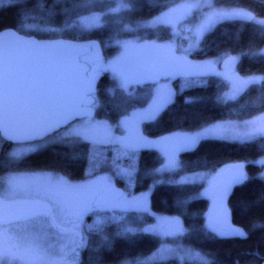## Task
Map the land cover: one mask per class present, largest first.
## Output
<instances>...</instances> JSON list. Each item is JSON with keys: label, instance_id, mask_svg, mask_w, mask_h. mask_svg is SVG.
Listing matches in <instances>:
<instances>
[{"label": "snow or ice", "instance_id": "6c2138e0", "mask_svg": "<svg viewBox=\"0 0 264 264\" xmlns=\"http://www.w3.org/2000/svg\"><path fill=\"white\" fill-rule=\"evenodd\" d=\"M137 2L55 0L57 7L54 11L46 7V0H22L30 6L25 19L33 22H22L18 27L0 30V264H79V250L86 246L83 221L90 213H111V216L98 215L94 224L87 226L89 232L97 234L103 232L106 222H111L119 226L115 235L121 237L142 233L162 241H182L183 237L194 232H206L221 239L247 237L243 228L227 222L225 202L234 187L250 180L245 171L248 161L229 163L219 170L208 172L189 170L191 174L177 182L182 186L207 182L209 188L205 189V194L209 191L213 193L212 207L199 229L185 228L180 215L155 216L150 208L149 193L135 195L121 191L113 184L112 176H95L102 164L107 163L98 151L105 145L115 149L111 159L114 175L131 186L137 177L136 155L141 149L156 148L162 153L163 163L152 170L153 174H160L183 170L179 154L195 150L202 141L244 143L264 136V127H258L255 121H245L242 125L206 122V126L173 131L150 139L142 132L141 126L155 120L171 97L170 92L162 94L159 89L152 103L126 116L116 126L94 119L95 79L100 73L111 71L118 87L127 91L131 77L123 61L131 49L145 53L140 69L151 77L163 74L194 79L223 75L229 91L217 97L218 102H227L253 86H258L264 93V73L236 74L234 68L240 56L223 52L214 60L200 63L188 59L190 50L197 46L200 38L216 24L225 21L259 25L258 37L264 43V19H257L250 11L239 7L216 8L210 2L196 0L138 22L135 28L128 27L121 19L118 21L123 25L121 31L159 27L175 30L195 10L208 9L195 29H186L193 33L194 42L181 54H177L181 50L171 43H158L142 36L134 40L122 39L117 32L111 40L122 50L121 54L105 62L100 44L88 39L89 35L104 27L110 18H123L131 13ZM5 4L11 5L12 0H0V6ZM45 35L59 38H41ZM252 47L256 50L253 51ZM252 47L240 55L264 58V48L255 44ZM221 61L225 69L223 73L217 71ZM74 120L79 123L73 126L70 135L77 142L92 145L88 154V175L94 179L73 183L64 176L22 169L29 155L41 146L38 141H44L56 129ZM117 131L121 133L119 136ZM258 163L264 166V159ZM260 179L264 181V175ZM177 203L186 201L178 200ZM249 207L264 210V187ZM117 212L123 215H117ZM128 213L139 217L154 216L155 223L135 228L127 226L125 220ZM53 238L63 243L57 246L52 242ZM101 243L109 244L108 237L102 236ZM175 257L184 264L189 261L193 264L197 261L199 264H213L182 242L175 246L161 243L151 256L124 259L120 264H165ZM259 258L264 260V256Z\"/></svg>", "mask_w": 264, "mask_h": 264}, {"label": "trees", "instance_id": "16d2710c", "mask_svg": "<svg viewBox=\"0 0 264 264\" xmlns=\"http://www.w3.org/2000/svg\"><path fill=\"white\" fill-rule=\"evenodd\" d=\"M184 0H138L134 10L121 18H110L104 27L92 32L88 39L100 44V53L104 60H111L117 52L110 45L111 37L117 32L121 37L128 36L129 31H121L123 23L136 26L138 22L149 19L166 7ZM214 7H239L250 11L257 19H264V0H210ZM46 7L56 9L55 0H46ZM30 6L22 0H12V4L0 6V30L7 27H18L20 23H31L25 19ZM259 25L252 22L225 21L216 24L200 38L198 46L191 49L188 58L196 60H214L223 52L233 56H240L235 65L238 74L248 76L264 73V58L240 55L247 53L254 44L264 48L258 37ZM138 35L149 40L165 41L172 33L165 27L137 31ZM23 34V33H21ZM41 38H59L55 35H45ZM67 38V37H65ZM183 49H187L186 46ZM255 51L256 48L252 47ZM172 99L160 111L157 118L141 126L142 132L149 138H157L169 132L206 126V122L215 121H243L264 115V93L258 86L250 87L234 99L227 102L217 100L226 89L222 79L213 75L194 79H174ZM112 81L105 74L97 84L95 94V117L115 122L128 111L143 107L147 98H130L119 89H112ZM113 91H109V90ZM146 91V87L139 89ZM143 92V93H144ZM92 145L75 138L63 139L48 143L29 155L22 165L23 170L37 172H51L78 181L89 178L90 168L88 154ZM111 146H102L98 151L107 163L102 164L95 173H102L111 164ZM264 157V136H258L251 141L241 143L231 140L202 141L195 150L181 152L179 159L182 169L177 172L153 174L152 170L162 164L161 155L150 149H142L136 155L138 173L131 191L134 193L145 191L153 183L149 193V204L152 212L165 215H180L187 229H199L207 216L209 199L204 196L203 184L180 185L177 177L191 174V171L208 172L219 170L229 163L244 162L245 171L250 177L242 186H236L226 200L230 224L243 228L246 238H217L206 232H194L177 243L191 247L200 252L213 264H261L260 256H264V210L260 207L250 208L249 203L258 198L264 181L260 179L263 166L251 163ZM191 170V171H189ZM175 178V180H174ZM156 182V180H161ZM171 180V181H167ZM115 185L125 191L123 180L118 179ZM186 201L179 204L177 201ZM102 216H109L108 213ZM127 219L133 225L149 224L153 222L151 216L137 220L132 215ZM91 216H87L90 220ZM118 226L106 222L103 232L85 233L86 246L81 248L79 264H120L124 259L137 256L147 257L154 252L161 243V239L151 235L137 233L121 237L116 236ZM107 236L109 244H102L101 237ZM172 243H175L173 241ZM165 264H184L175 259L167 260ZM193 264V262L187 263ZM199 264V262H195Z\"/></svg>", "mask_w": 264, "mask_h": 264}, {"label": "rangeland", "instance_id": "374dc122", "mask_svg": "<svg viewBox=\"0 0 264 264\" xmlns=\"http://www.w3.org/2000/svg\"><path fill=\"white\" fill-rule=\"evenodd\" d=\"M194 2H196V0H184V1H180V2L174 3V4L166 7L162 11H166L169 8L176 7V6L180 5V4L194 3ZM200 2L201 3H207V2H210L211 3L210 0H200ZM216 8H223V7H216ZM162 11H160V12H162ZM207 11H208V9L195 10L185 20L184 24L181 25L179 28H177L175 30H173L170 27H165V28H167L172 33V36L169 39L165 40V41H162V40H159V41L156 40V41L158 43H171V44H173L175 47H177L178 49L181 50L180 52H177V53L181 54V52L183 51V47L184 46H186V48H188L189 44L194 42L193 33L190 32V31H187L186 29H189V28L195 29L198 26V24L201 22V19H202V16L204 15V13H206ZM159 13L156 14V15H159ZM153 17H151V18H153ZM151 18H149V19H151ZM114 19H118V16H116ZM128 27L135 28L136 26L128 25ZM128 33H130V34H128V36L121 37V38L122 39L134 40L137 36H140V35H138L137 31H131V32H128ZM110 45L112 47H114L115 49H117L116 50L117 52L115 53L114 57L111 59V60H113L114 58L120 56L122 50L119 47H117L113 43V41H111ZM196 47H194V48H196ZM194 48H192V49H194ZM137 52L139 53L141 51H139L137 49H131L128 52V54H135ZM144 56H145V53L142 52V55L140 57L136 58V59L126 57L125 60L123 61V64L125 66V69L129 72L130 77H131L130 83H129L128 88H127V91H125V90H123V89H121V88L118 87L117 81L114 79L113 73L111 71H105V74L108 76L109 80L112 81V84H113V87H114L112 89H116L117 88L120 91H122L125 94H127V96L130 97V98H140V97L146 96L147 100H146L145 104L143 105V107L136 108V109H133V110L128 111L125 115H122L121 118H119L115 122H110V121H108L106 119L94 117V119L96 121H98V122H106L109 125L116 126L126 116H131V114L134 111H140L143 108H146L150 103H152L153 97L157 94V90L158 89L160 90V92L162 94H167V93L170 92L171 93V97H170L169 101L172 99L173 91H174V86H173L174 79L171 78V77H169V78L151 77V76H148L146 74H143L141 72L140 66H141V62H142ZM107 61H109V60H105V62H107ZM234 70H235L236 74H238L235 68H234ZM217 71L218 72H221V73L224 72V70H217ZM238 75H240V74H238ZM213 76H214V78L222 79L224 81V83L226 84V89H225V91L221 95V97H222L225 92H228L229 91L227 82L225 81L223 75H213ZM240 76H243V75H240ZM137 81H139V82H137ZM143 86L146 87V91L145 92L143 91L144 93L142 91L141 92L139 91V89L141 87H143ZM112 89L109 90V91L110 92L113 91ZM237 96H235V97H237ZM169 101H168V103H169ZM96 105L97 104L95 103V107L94 108H96ZM245 121H255L256 122V125L258 127H264V115H260V116L253 117V118H250V119H247V120H243V121H215V122H212V123L241 124L242 125ZM78 123H79V121L76 120V121L72 122L71 124H69L68 126H66L65 128L60 129L56 133H54L52 135H49L48 137H46V139L44 141H38L37 143H39L41 145L39 148H41L42 146H44V145H46L48 143H51V142L60 141V140L63 141V139L74 138L73 136L70 135V132H71V129L73 128V126L76 125V124H78ZM179 131H185V130H179ZM120 134L121 133L119 131L116 132V135L119 136ZM150 139H156V138H150ZM105 146H111V145H105ZM39 148H37V149H39ZM110 150L112 151V155H111V158H112V156L115 155V149L113 148V146H111V149ZM150 150H154V151L158 152L161 155V157H162V153L158 149L152 148ZM261 159H264V157L258 158V159L254 160V161H257V163H258V161H260ZM125 163H127V161H125ZM162 163H163V157H162ZM108 166L109 167L107 169H105L102 173L97 174L96 177L104 176V175H110V176H112V178H113V184L115 185V181L118 180V179H120V178L119 177H116L114 175V173H113V171L111 169V164L108 165ZM37 172L50 173V174H53V175H56V176H60L58 174H54V173H51V172H44V171H37ZM185 175H190V174H185ZM262 175H264V166H263V170H262ZM182 177L183 176L177 177L176 181H180ZM94 178L95 177H89V178H86V179H83V180H78V181L71 180V181L73 183H83V182H86L89 179H94ZM162 180L163 179L158 180V181L161 182ZM174 180H175V178H174ZM167 181L169 182L171 180H167ZM123 182H124V185L126 186L125 187V191L131 192V193H133L135 195H140L141 193H145V192L150 193L151 188L153 187V183H152L147 190L142 191V192H138V193H134V192L131 191L133 185L129 186L124 180H123ZM156 182H157V180H156ZM203 186H204V190L209 188V185H208L207 182H204L203 183ZM210 192L211 191H209L207 194L204 193V196H206L209 199V201H210L209 202V207H210L211 202H212V197L210 195ZM152 213L155 216H172V215H165V214L155 213V212H152ZM207 213H208V211H207ZM103 214L105 215L106 213H98V214H95V215L92 214V213H90V214L87 215V216H91L90 220H87V216L84 217V221H83L84 226L82 228V231H83L84 236H85V233L88 231L87 226L94 224V222L98 218V215L99 216H102ZM116 214L117 215H123L120 212H117ZM108 215L111 216V213L109 212ZM129 215H132L137 220H140L141 219V217H139L135 213H128L127 216H126V220H125V223H126L127 226H130V227H134L135 228V227H142V226L146 225L145 223H143V224H141L139 226L136 225V224L133 225L131 222H128V220H127L130 217ZM151 217L153 218V222L151 221L149 224L155 223L154 216H151ZM116 226H118V225H116ZM118 230H119V226H118ZM52 242L53 243H56L57 246L59 245V243H63V241H57L55 238H53V241ZM172 242H173V240H171V239H169L167 241H161V243H166V244H168L170 246H175L177 244L176 241H175V243H172ZM161 243H160V245H161ZM160 245L158 247H160ZM151 254L149 256H151ZM171 259H175L177 262L182 263V261L178 257L170 258L169 260H171ZM190 262L191 261H189L187 263H190Z\"/></svg>", "mask_w": 264, "mask_h": 264}, {"label": "water", "instance_id": "95a60500", "mask_svg": "<svg viewBox=\"0 0 264 264\" xmlns=\"http://www.w3.org/2000/svg\"><path fill=\"white\" fill-rule=\"evenodd\" d=\"M43 39H57V38H43ZM94 41H95V40H94ZM77 42L84 43V42H86V41H79V40H78ZM177 54L179 55V53H177ZM188 59H189L190 61L194 62V63H200V62L205 61V60H196V59H192V58H188ZM217 70H225L222 61H221V63L219 64ZM103 74H104L103 72L100 73V74L97 76V78L95 79V81H94V85H93V94H94V98H95V94H96L97 84H98V82L100 81V79H102ZM207 76H211V75H206V76H203V77H207ZM158 77H159V78H169V77H171V78H173V79H186L185 77H183V76H179V75H177V76H169V75H163V74H162V75H160V76H158ZM92 115H93V117H95V108L92 109ZM74 121H76V120H74ZM74 121H71V122H69L68 124H66L65 126H62V127L58 128V129H56V130H55L54 132H52L50 135L56 133L57 131H59V130L62 129V128H65L66 126H68L69 124H71V123L74 122ZM48 136H49V135H48ZM48 136H47V137H48ZM115 187H116L117 189L121 190V191H124L122 187H119V186H116V185H115ZM210 195H211V197H212V196H213V193L210 192ZM212 202H213V201H212ZM212 202H211V205H210L209 209L212 207ZM225 203H226V202H225ZM209 209H208V211H209ZM227 222L230 223L229 214H228ZM261 264H264V261H263Z\"/></svg>", "mask_w": 264, "mask_h": 264}, {"label": "flooded vegetation", "instance_id": "af4514ba", "mask_svg": "<svg viewBox=\"0 0 264 264\" xmlns=\"http://www.w3.org/2000/svg\"><path fill=\"white\" fill-rule=\"evenodd\" d=\"M142 55V52H137V53H135V54H128L127 55V57L128 58H133V59H136V58H138V57H140ZM104 74H103V76L105 75V72H103ZM96 101V100H95ZM96 103V102H95Z\"/></svg>", "mask_w": 264, "mask_h": 264}]
</instances>
